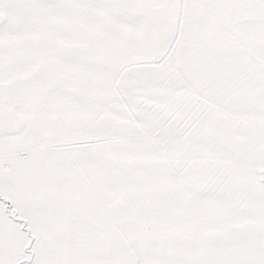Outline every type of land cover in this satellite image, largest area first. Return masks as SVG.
Instances as JSON below:
<instances>
[{
    "label": "snow or ice",
    "instance_id": "obj_1",
    "mask_svg": "<svg viewBox=\"0 0 264 264\" xmlns=\"http://www.w3.org/2000/svg\"><path fill=\"white\" fill-rule=\"evenodd\" d=\"M0 264H264V0H0Z\"/></svg>",
    "mask_w": 264,
    "mask_h": 264
}]
</instances>
